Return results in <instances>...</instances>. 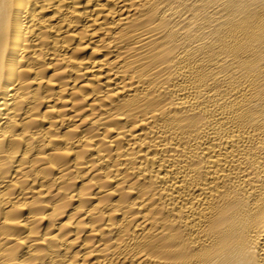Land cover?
I'll return each instance as SVG.
<instances>
[{"label":"bare ground","instance_id":"1","mask_svg":"<svg viewBox=\"0 0 264 264\" xmlns=\"http://www.w3.org/2000/svg\"><path fill=\"white\" fill-rule=\"evenodd\" d=\"M0 264H264V0H0Z\"/></svg>","mask_w":264,"mask_h":264}]
</instances>
